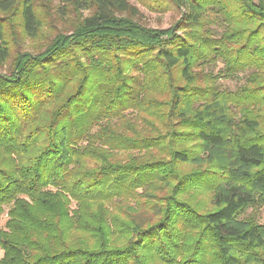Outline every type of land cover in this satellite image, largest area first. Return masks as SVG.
<instances>
[{"label":"trees","instance_id":"16d2710c","mask_svg":"<svg viewBox=\"0 0 264 264\" xmlns=\"http://www.w3.org/2000/svg\"><path fill=\"white\" fill-rule=\"evenodd\" d=\"M169 1L158 29L128 0H0L28 37L38 5L89 12L0 72V264H264V0Z\"/></svg>","mask_w":264,"mask_h":264},{"label":"rangeland","instance_id":"374dc122","mask_svg":"<svg viewBox=\"0 0 264 264\" xmlns=\"http://www.w3.org/2000/svg\"><path fill=\"white\" fill-rule=\"evenodd\" d=\"M130 5L135 7V14L133 19L139 22L141 25L166 29L173 26L177 20L180 19L181 9L177 8L169 0H128ZM40 19L43 21V26L40 32L35 37H28L23 34L21 26L19 24V12L18 10L10 11V14L0 13L1 16H6V33L5 36L9 41L10 45V56L9 58L0 65V72L5 73L11 66V62L19 52H31L33 54L43 51L45 46L51 41L57 33H69L73 30L74 25L81 21L82 17L87 15L88 11L82 13L70 12L65 18H59L54 12L53 7L48 9L45 6L38 5ZM211 15V14H209ZM212 23L209 24V29L213 31V37H220L222 27L220 20H217L216 15L210 16ZM10 23H12L10 25ZM222 63H217L214 67L213 72L222 68ZM208 68L205 70L207 71ZM135 73V72H133ZM246 73H238L233 79H220L218 82L221 84L223 89L234 90L236 86L242 84L245 80ZM250 210H248L249 212ZM257 218L261 223H264V207L257 210ZM5 215L1 218L0 224L3 225ZM2 251L0 250V257Z\"/></svg>","mask_w":264,"mask_h":264}]
</instances>
